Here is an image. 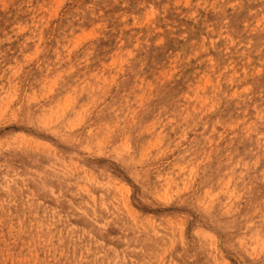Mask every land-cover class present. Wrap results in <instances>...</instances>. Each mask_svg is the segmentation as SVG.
I'll return each mask as SVG.
<instances>
[{
    "label": "rangeland",
    "instance_id": "374dc122",
    "mask_svg": "<svg viewBox=\"0 0 264 264\" xmlns=\"http://www.w3.org/2000/svg\"><path fill=\"white\" fill-rule=\"evenodd\" d=\"M0 264H264V0H0Z\"/></svg>",
    "mask_w": 264,
    "mask_h": 264
},
{
    "label": "bare ground",
    "instance_id": "6f19581e",
    "mask_svg": "<svg viewBox=\"0 0 264 264\" xmlns=\"http://www.w3.org/2000/svg\"><path fill=\"white\" fill-rule=\"evenodd\" d=\"M123 19V18H122ZM249 45V44H248ZM16 259V258H15Z\"/></svg>",
    "mask_w": 264,
    "mask_h": 264
}]
</instances>
